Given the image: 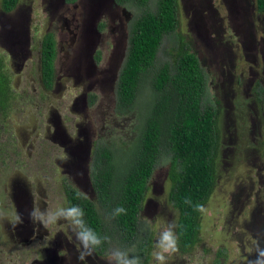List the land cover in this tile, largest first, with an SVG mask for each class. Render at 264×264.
<instances>
[{
  "label": "rangeland",
  "instance_id": "374dc122",
  "mask_svg": "<svg viewBox=\"0 0 264 264\" xmlns=\"http://www.w3.org/2000/svg\"><path fill=\"white\" fill-rule=\"evenodd\" d=\"M157 0H147L155 12ZM141 12L113 0H16L0 6V54L12 91L0 106V264H78L63 222L33 226V207H66L63 187L92 201L103 223L105 248L88 264H107L120 248L155 264L158 233L175 222L170 200V152L161 147L137 213L135 235L122 242L95 201L89 181L92 149L108 147L126 170L150 112L152 74L171 67L179 47L194 53L204 79L200 107L215 111L214 183L200 213L199 231L186 252L167 264H247L250 233H264V17L254 0H176V25L164 34L152 66L140 75L127 111L115 108L116 80L131 22ZM54 40L53 78L43 87L39 44ZM16 211L24 223L12 227ZM145 243L147 250L138 246Z\"/></svg>",
  "mask_w": 264,
  "mask_h": 264
},
{
  "label": "trees",
  "instance_id": "16d2710c",
  "mask_svg": "<svg viewBox=\"0 0 264 264\" xmlns=\"http://www.w3.org/2000/svg\"><path fill=\"white\" fill-rule=\"evenodd\" d=\"M113 1L141 9L131 22L125 59L116 80L115 108L127 111L134 103L140 75L152 66L162 36L176 25V0H157L155 12L146 10L147 0ZM15 3L16 0H0L3 11H9ZM254 3L264 17V0H254ZM39 46L40 81L44 88L50 89L55 54L52 35L45 33ZM151 86L154 93L150 112L143 122L130 164L126 170L116 169L111 150L96 145L91 153L89 179L95 201L110 218L120 240L130 244L147 181L161 147L166 144L170 152L169 177L172 183L169 196L177 211L178 248L186 252L193 246L199 231L200 212L193 206L204 204L214 183L215 111L209 106L200 107L204 79L194 53L187 49L178 48L171 67L162 64L155 70ZM11 98L12 91L0 54V106L6 109ZM64 194L66 207H81L87 226L105 236L93 202L70 186H64ZM186 198L191 199V205L184 203ZM118 207L124 208L125 213L114 215ZM105 243L95 251L99 253ZM138 249L144 252L147 247L143 243Z\"/></svg>",
  "mask_w": 264,
  "mask_h": 264
},
{
  "label": "clouds",
  "instance_id": "9594fccd",
  "mask_svg": "<svg viewBox=\"0 0 264 264\" xmlns=\"http://www.w3.org/2000/svg\"><path fill=\"white\" fill-rule=\"evenodd\" d=\"M79 195L87 198L86 194L82 192ZM184 203L191 205L192 201L190 198H186ZM193 207L197 212H206L202 204H196ZM125 211L124 208L118 207L114 210V215L125 213ZM27 217L33 226L45 229L63 222L73 237L78 264H88V258L92 257L95 250L109 240V237H102L87 226L84 220V210L78 205L62 206L55 210L33 207L28 211ZM23 223L24 215L16 211L12 227L16 228ZM176 228L177 225L174 221L168 222L158 233L152 252L155 264H167L168 257L179 250V237ZM250 236L253 242L250 249L252 258L247 260V264H264V233L257 231L255 234L250 233ZM107 264H142V260L139 256H130L126 250L113 248L108 254Z\"/></svg>",
  "mask_w": 264,
  "mask_h": 264
},
{
  "label": "flooded vegetation",
  "instance_id": "af4514ba",
  "mask_svg": "<svg viewBox=\"0 0 264 264\" xmlns=\"http://www.w3.org/2000/svg\"><path fill=\"white\" fill-rule=\"evenodd\" d=\"M89 181H90V179H89ZM90 185H91V183H90ZM91 188H92V186H91ZM92 191H93V189H92ZM63 193H64V187H63ZM93 193H94V191H93ZM64 197H65V194H64ZM65 204H66V200H65Z\"/></svg>",
  "mask_w": 264,
  "mask_h": 264
}]
</instances>
